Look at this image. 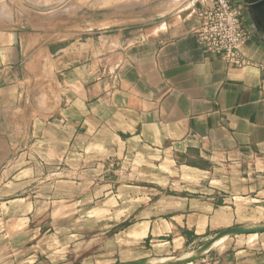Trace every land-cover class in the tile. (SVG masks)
Wrapping results in <instances>:
<instances>
[{
  "label": "crops",
  "instance_id": "1",
  "mask_svg": "<svg viewBox=\"0 0 264 264\" xmlns=\"http://www.w3.org/2000/svg\"><path fill=\"white\" fill-rule=\"evenodd\" d=\"M192 2L0 0V264L66 261L38 218L64 224L70 201L103 214L107 258L115 226L140 249L106 264L163 262L264 223V33L246 12L243 64L229 67L198 41ZM24 144L39 170L17 164ZM161 161L185 180L147 185ZM247 236L191 264H264V233Z\"/></svg>",
  "mask_w": 264,
  "mask_h": 264
},
{
  "label": "rangeland",
  "instance_id": "2",
  "mask_svg": "<svg viewBox=\"0 0 264 264\" xmlns=\"http://www.w3.org/2000/svg\"><path fill=\"white\" fill-rule=\"evenodd\" d=\"M57 4V3H56ZM115 6L114 8H117ZM120 8V6H119ZM143 9V6H131V24L133 23V20H137L138 18L135 17L133 18L134 15L139 14L138 10ZM135 12V13H133ZM28 156V157H27ZM29 160H32V164L36 169H40L42 167V163L38 159H31L29 158V151L26 150V145L24 144L21 148V151L18 153V165L22 166L24 168L26 166V162H29ZM124 161H120L119 167H123V169H130L131 167H139L138 165H132L129 167L127 164L123 163ZM157 162L149 160L146 165H140V167L144 168L147 173L149 171H157V167L155 166ZM159 165V163H157ZM161 169L160 173L162 177H151L147 176L145 180L147 181V185H150L148 182H157L161 183V186H168L169 181H181L185 180V177L183 176H171L169 172V169H173V166H171L168 162L161 161ZM156 168V169H155ZM130 183L134 182L137 183L136 178L134 179H128ZM183 184V183H180ZM167 188V187H166ZM154 192L147 193V198H153ZM137 193H130L129 196L126 194H123L120 198L123 201L127 200H133L136 198ZM124 196V197H123ZM126 197V198H125ZM134 197V198H133ZM67 200H75L74 197H70ZM74 201H70L69 203H66V205H69L70 207L66 209V219L64 224H50L49 219L43 218H38V221L41 219H44L43 221V226L45 229H49V232H47L45 235H55L56 237L60 238V243H65L68 250L67 253V260L62 262V264H106L110 263L115 260H133L134 258H137L140 256V251L139 247L133 243L132 241L130 242V245H126V240L125 237H123V234L120 233L121 228L123 226H115L114 227V237H113V251L115 252V256L113 258H107L106 253L109 252V243L107 246V251H106V245H105V236L107 234L105 233V230L107 229L106 224H104V221H99L103 216V214H99L98 216L94 215L92 217H88L90 213L88 212V209H81L79 207H74L72 205ZM127 205L131 203H125ZM115 212L118 210H122V208H117V205L115 204ZM57 220V219H55ZM96 220V221H95ZM95 221V222H94ZM99 221V223H96ZM264 224V223H263ZM260 224V225H263ZM109 228V227H108ZM109 237V236H108ZM247 237H252V236H247ZM92 240V241H91ZM227 240V239H225ZM78 243V246L75 248L73 245L75 243ZM196 250V248L192 247L188 250H185L183 253H179L178 255L172 256V259H177L181 257H186L191 254ZM143 251V250H142ZM118 252L119 254L122 253L121 256L117 255ZM165 260V261H168ZM152 263H157L152 260H148ZM53 264H56L57 261H53ZM162 262V261H160ZM52 264V263H51Z\"/></svg>",
  "mask_w": 264,
  "mask_h": 264
},
{
  "label": "built area",
  "instance_id": "3",
  "mask_svg": "<svg viewBox=\"0 0 264 264\" xmlns=\"http://www.w3.org/2000/svg\"><path fill=\"white\" fill-rule=\"evenodd\" d=\"M200 20L196 37L210 56H219L229 67L243 64L242 46L251 32L245 26L243 0H193ZM196 5V6H195Z\"/></svg>",
  "mask_w": 264,
  "mask_h": 264
},
{
  "label": "water",
  "instance_id": "4",
  "mask_svg": "<svg viewBox=\"0 0 264 264\" xmlns=\"http://www.w3.org/2000/svg\"><path fill=\"white\" fill-rule=\"evenodd\" d=\"M246 12L250 16L252 23L254 26L264 33V0H243ZM27 5L32 6L28 2L25 1ZM57 4L51 5L47 8H40L36 6H32L38 9L46 10L48 8H53ZM264 233V224L257 226H235L225 230L218 232L214 237L205 242L202 246L197 248L193 254L181 257L177 259H172L163 262L152 263L147 260H139L135 262L128 263H118V264H191L197 262L209 249L213 247L217 242L237 236H246V235H257Z\"/></svg>",
  "mask_w": 264,
  "mask_h": 264
},
{
  "label": "bare ground",
  "instance_id": "5",
  "mask_svg": "<svg viewBox=\"0 0 264 264\" xmlns=\"http://www.w3.org/2000/svg\"><path fill=\"white\" fill-rule=\"evenodd\" d=\"M222 241V240H221ZM220 242V241H219ZM217 244V243H216Z\"/></svg>",
  "mask_w": 264,
  "mask_h": 264
}]
</instances>
